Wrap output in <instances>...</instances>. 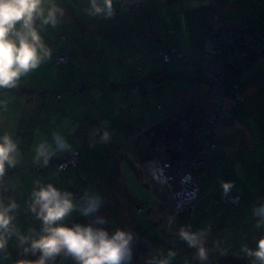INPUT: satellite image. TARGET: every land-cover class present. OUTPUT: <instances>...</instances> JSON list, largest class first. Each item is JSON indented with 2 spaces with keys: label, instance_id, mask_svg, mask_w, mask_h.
<instances>
[{
  "label": "crops",
  "instance_id": "0c3cea01",
  "mask_svg": "<svg viewBox=\"0 0 264 264\" xmlns=\"http://www.w3.org/2000/svg\"><path fill=\"white\" fill-rule=\"evenodd\" d=\"M138 1L127 5L113 0L114 15L105 18L87 14L88 0H55L65 14L55 27L47 25L41 30L45 44L52 50L51 57L22 77L15 88L28 84L36 93L17 94L11 89H0V136L5 132L12 134L21 153L20 162L5 177L9 189L4 195L16 199L19 205L15 223L23 233L30 227L39 231L40 222L28 210L33 182L39 179L71 191L78 198L85 190L98 193L103 204L96 215L106 220L102 227L110 234L118 228L129 230L134 234L132 247L137 249L139 243L143 246L139 253L133 252L131 264H146L149 257L166 255L169 249L177 253L172 263L201 264L195 258L196 250L178 237L179 227L187 225L194 231L208 229L209 257L204 264H252L242 246L256 248L258 232H264L256 228L257 218L253 216V209L264 203V45L259 46V55L251 63L241 64L244 70L237 81L242 98L227 97L223 101L224 119L216 128L217 149L195 169L197 201L191 211L169 215V206L159 188L144 174V162L175 151L179 143L170 142L168 137L181 133L176 119L182 115L196 130L195 147L198 151L206 150L202 118L212 107L210 101H202L210 89L201 80L211 60L206 34L210 29L219 35L240 29L246 39L264 24V0ZM117 19H122L129 30L126 40L112 36L113 31L108 28ZM142 24L144 29L151 25L160 40L179 48L185 58L173 55L171 64H164L156 53L161 44L149 50L139 47L134 34L135 30L142 33ZM61 35L68 37L63 43L59 41ZM63 48H67L70 58L58 70L54 57ZM71 67L72 71H68ZM155 72L185 77L155 83L149 79ZM67 83L77 90L73 89L60 102L45 93L58 91ZM139 108H144L142 116ZM11 109L17 113V120H11ZM42 114L45 120H41ZM54 131L60 132L71 148L83 150L88 161L79 167L80 171L58 173L55 164L60 161L59 153L44 170L35 168V145L44 139L50 141ZM105 132L107 140L102 138ZM141 135L142 145H129ZM83 169L89 174L83 173L81 180L79 174ZM133 183L149 191L153 202L146 205L147 220L142 222L145 228L139 225L137 217L143 216L146 207L142 213L136 211L144 204L130 195ZM223 183L232 185L227 193ZM236 195L241 197L243 209L229 204V199ZM124 218L128 219L125 228ZM90 219L74 212L65 224L86 225ZM160 234L164 238L162 246ZM8 252L10 258L0 264H10L16 257L38 259V255H20L22 249L17 247L14 237L9 241ZM68 258L58 256L54 263Z\"/></svg>",
  "mask_w": 264,
  "mask_h": 264
},
{
  "label": "clouds",
  "instance_id": "9594fccd",
  "mask_svg": "<svg viewBox=\"0 0 264 264\" xmlns=\"http://www.w3.org/2000/svg\"><path fill=\"white\" fill-rule=\"evenodd\" d=\"M45 4L48 5L47 8ZM88 5L86 12L90 16L110 18L114 15L113 0H88ZM64 14V9L55 0H0V89L17 88L22 77L50 59L52 50L45 44L41 30L47 25L55 27ZM243 70L244 68L241 73ZM102 138L107 140L108 133L105 132ZM174 141L182 145L184 143L180 140ZM71 147L60 132L54 131L50 141L44 139L35 145L33 163L45 168L54 156L70 151ZM194 149L196 153V148ZM171 155L174 153L163 158ZM20 159L18 141L12 138V134L5 132L0 136V261L10 258L8 244L14 237L17 247L22 249L20 255H38V259H18L15 264H54L56 258L61 255L72 258L75 264H131L134 234L119 228L110 234L102 227L106 220L96 214L103 204V199L98 193L89 190H85L77 198L71 191L61 190L51 182L35 180L28 210L40 222V229L37 231L30 227L27 233L21 232L15 223L19 205L16 199L4 195L9 189L5 183L6 169H14ZM205 162L206 160L201 164L191 165L196 185L195 169ZM231 186L230 183H223L224 192L227 193ZM196 201L197 195L195 203ZM74 212L92 219L86 225L72 223L67 226L65 221ZM179 214L182 212L172 214L169 208L170 216ZM253 216L257 218L256 228L264 229V203L253 209ZM177 234L188 247L196 250L195 258L201 264L208 260L207 228L194 231L191 225L181 226ZM242 251L251 259L252 264H264V236L256 241V248L244 245ZM221 254H224L223 251ZM176 255L174 250L169 249L166 255L161 253L149 257L146 264H172Z\"/></svg>",
  "mask_w": 264,
  "mask_h": 264
},
{
  "label": "built area",
  "instance_id": "2783aa9c",
  "mask_svg": "<svg viewBox=\"0 0 264 264\" xmlns=\"http://www.w3.org/2000/svg\"><path fill=\"white\" fill-rule=\"evenodd\" d=\"M224 38L230 39V41L236 42L235 45L229 44L225 46L228 47L227 54L224 52L225 48H220V42ZM209 40L212 42V60L209 63L208 70L206 72L205 81L208 84L215 86V91L210 95L212 101L213 110L205 118L206 136L208 138L207 144L209 150L216 146V143L212 141V137L215 134L214 126H218L222 119L223 114V98L222 93L225 91V96L232 94L234 98H240V92L236 85L231 84L230 70L232 65L230 63L233 61L235 66L239 65L241 60L247 54L255 55L258 51L260 45L264 44V33L261 32L253 34L250 36L248 41H245L243 34L239 30H227L224 32L223 36L219 34H212ZM237 51V54L233 56V53ZM224 53V57L221 59L220 64L215 60L217 54ZM264 53V49L262 51ZM65 52L63 57L57 58V61L63 62L65 60ZM226 55V56H225ZM252 55V56H253ZM235 79V78H234ZM221 102V104H220ZM210 128V129H209ZM189 146L186 142L183 143L181 149H187L188 152L176 153L174 155L168 156L162 160L154 159L150 160L148 167L146 168L147 174L150 179L162 190L163 194L170 197L171 203V213L178 214L185 209H192L197 195V185L196 180L191 170L192 164H201L200 158L204 161V156L196 154L188 155L192 152L189 150ZM67 166H75V158L67 159L62 163L59 168L64 170ZM7 170V169H6ZM5 194L7 191L4 192ZM231 204L237 205L241 202L239 196H234L230 199ZM261 236L259 234V239Z\"/></svg>",
  "mask_w": 264,
  "mask_h": 264
},
{
  "label": "trees",
  "instance_id": "16d2710c",
  "mask_svg": "<svg viewBox=\"0 0 264 264\" xmlns=\"http://www.w3.org/2000/svg\"><path fill=\"white\" fill-rule=\"evenodd\" d=\"M122 2H124L125 4H127V5H132V4H135V3H139V1L138 0H121ZM141 23H144V22H140V24ZM116 26H122V28H117ZM108 28L109 29H111L113 32H112V36H114V37H117L120 41H123V40H126L127 39V37L130 35V33H129V30L127 29V27H124V23H123V20L122 19H117V20H113V22L111 23V25H109L108 26ZM144 29V24H142L141 26H140V30H143ZM239 31H241L242 32V34H243V31L242 30H240V29H238ZM172 32V29L171 28H169V33H171ZM259 32H261V34H263L264 33V24H262V26L257 30V31H255V32H252L246 39H245V41H248L249 40V38H250V36L251 35H253V34H256V33H259ZM143 33V34H142ZM142 33L141 32H138V30H135V34H134V36L135 35H137V39H135L134 41H137V45L139 46V47H142L143 49H145V50H149V49H152L153 47H155V46H157V45H159V44H161L160 45V48H159V50H157V55H158V58L160 57V60H161V62L162 63H164V64H171V62H172V59H171V57L173 56V55H175V56H179V58H185L184 56H183V53L180 51V49L179 48H177V47H173V46H170V45H168V43H169V41H167V40H160L161 38L160 37H158L159 35L157 34V33H155V32H153V30H152V26L150 25V26H148L146 29H144L143 31H142ZM216 32H214L212 29H210L208 32H207V34H206V42L207 43H210V41H209V38H211V35L212 34H215ZM218 34V33H217ZM220 36H223V34L222 35H220ZM68 37L66 36V35H61V36H59V41H61L62 43L63 42H65L66 41V39H67ZM262 45H264V44H262ZM261 45V46H262ZM210 46H211V43H210ZM64 52H65V60L62 62H59V61H57V58H59V57H63V55H64ZM237 54V51H235L234 53H233V56L232 57H234L235 55ZM261 54H264V53H261ZM212 55H213V50H212V46H211V57H212ZM253 54H247L242 60H241V62H240V64L239 65H237V66H235V64H234V62L232 61L231 63H230V66L232 65V68L230 69L229 67H228V69L230 70V72H231V74H230V79H231V81H233L231 84H233V85H236L237 86V88H238V92H240V84L238 83V81H237V78L240 76V74H241V71H242V68L243 67H241V64H242V62H244V61H248V63H250L255 57H256V55H253ZM70 58V53L68 52V50H67V48H63L58 54H56L55 55V57H54V62H53V64L55 65V68L56 69H58L59 70V68L62 70V67H63V65H65L66 64V62L68 61V59ZM211 61V60H210ZM210 63V62H209ZM209 63H208V65H207V68H206V72H207V70H208V66H209ZM72 69V67L69 69H67L68 71H72L71 70ZM206 72H205V74H206ZM160 74V75H159ZM205 74H204V76H203V79H202V76H201V80H203L204 81V77H205ZM160 78H159V77ZM163 76V77H162ZM162 77V78H161ZM183 77H185L183 74L182 75H179V74H170V75H168V74H166L165 72H155L154 74H153V76L151 75V76H149V79H151L152 81H154L155 83H157V81H161V80H163V79H169V80H177V79H181V78H183ZM159 78V79H158ZM235 78V79H234ZM155 79V80H154ZM199 79V78H198ZM71 84V83H70ZM69 83H67V84H65V86L62 88V89H60V90H58V91H48V90H44L45 91V93L46 92H48V93H46V94H48L49 96H54V99L56 100V101H61L62 99H63V97H65V95H67V94H71V91H73V89H74V91L75 90H77L74 86H71ZM209 85V84H208ZM210 86V89H209V91L207 92V93H205L204 95H203V100L202 101H207L208 99H209V96L210 95H212V93L215 91V86H211V85H209ZM114 87V86H113ZM14 93H17V94H29V93H36L35 91H34V89H32V88H30L29 87V85L28 84H26V85H22L19 89H11ZM235 92V90H232V93L231 94H228V95H226L225 96V91L222 93V98L223 99H225V98H227V97H233L232 96V94ZM157 108L158 109H161L162 107H161V105L160 104H158V106H157ZM206 118V117H205ZM205 118H202V121H203V127H204V135H205V142H206V150L204 151V152H206V155H207V159L208 158H210L211 157V155L216 151V149H217V142H216V140H215V137H216V135L215 136H213L212 137V141L214 142V143H216V146L213 148V149H211V150H209V147H208V144H207V141H208V138H207V136H206V128H205V122H206V120H204ZM82 151L83 150H81V148H71V150L70 151H68V152H63V153H59V159H60V161L58 162V163H56L55 164V169H56V171L58 172V173H65V172H67V171H69V170H75V169H77V170H79V167L82 165V164H86V162L88 161V158H86V157H83V153H82ZM66 158L67 159H74L75 158V166L74 167H71V166H67L64 170H62V169H60L59 168V166L62 164V163H64L65 161H66ZM80 158H82V161L80 160ZM152 158H154V157H152ZM152 158H150V159H152ZM155 158H157V157H155ZM149 159V160H150ZM157 159H160V160H162L163 159V157L161 158H157ZM206 159V160H207ZM53 160V158L51 159V161ZM51 161L49 162V163H51ZM86 161V162H85ZM87 165V164H86ZM35 166H37L38 167V169L40 168V166L38 165V164H36ZM7 171V175H6V177L10 174L9 173V169H7L6 170ZM80 171V170H79ZM82 171V170H81ZM80 179L81 180H83L84 179V174L82 173V174H80ZM159 188V187H158ZM159 190H160V188H159ZM160 192H161V190H160ZM74 195H76V194H74ZM78 196V195H77ZM237 196V195H236ZM76 197V196H75ZM232 197H234V196H232ZM231 197V198H232ZM230 198V199H231ZM241 198V197H240ZM230 199H229V204L231 205V206H235V207H237V208H239V209H243V207H244V205H243V203H242V201L241 202H239L237 205H232L231 204V202H230ZM196 204V203H195ZM144 207H146V205L144 204ZM187 209H185V210H183L182 211V213H185V212H187L186 211ZM138 213H142V211L143 210H140V209H138V210H136ZM90 218H92V217H90ZM91 220V219H90ZM258 233H261V235H263L264 234V232L263 231H260V232H258ZM133 248V252H135V253H139L140 251V249L141 248H143V246L139 243V245H138V248L136 249L134 246L132 247Z\"/></svg>",
  "mask_w": 264,
  "mask_h": 264
},
{
  "label": "rangeland",
  "instance_id": "374dc122",
  "mask_svg": "<svg viewBox=\"0 0 264 264\" xmlns=\"http://www.w3.org/2000/svg\"><path fill=\"white\" fill-rule=\"evenodd\" d=\"M215 34H217V33H215ZM229 40L230 39H228V38H224L222 41H219L220 42V48H225V46H227L228 45V42H229ZM210 41V40H209ZM233 42V43H232ZM210 43H211V46H212V42L210 41ZM232 43V45H235V43L236 42H234V41H230L229 42V44H231ZM229 47V46H228ZM228 47H226L225 49V53L227 54V52H228ZM256 54H258V51H257V53ZM255 54V55H256ZM259 55V54H258ZM226 56V55H225ZM224 57V53H221V54H217V56H216V58H215V60L216 61H218V63L220 64V62H221V59ZM212 60V59H211ZM209 85H211V84H209ZM211 86H213V85H211ZM209 88H210V86H209ZM210 97L211 96H209V99H208V101H210ZM240 98H242V96L240 95ZM211 104H212V102H211ZM213 110V105H212V107H211V109L207 112V114H205V116L203 117V118H205V117H207L210 113H211V111ZM43 111V110H42ZM139 116H142L143 115V112H144V108L143 109H141V108H139ZM10 116H11V120H13V119H15V118H17V113L14 111V110H12L11 109V114H10ZM40 118H41V120H45V116L42 114V115H40ZM15 120H17V119H15ZM138 121H140V120H138ZM143 122L145 123V121L143 120ZM144 127V126H143ZM206 129H207V127H205ZM215 128H217L216 126H214V128L213 129H215ZM138 129H144V128H141V127H139ZM210 129V128H209ZM43 132L44 133H47L46 132V127H43ZM196 130H195V128H194V136H192V134H190V133H188V134H184L183 136L184 137H186V139H187V141H186V143L188 144V145H190L189 146V150L191 151H193V150H195L194 148H196L195 147V143H194V138L196 137ZM173 135H175L176 136V134H173ZM216 135V132H215V134H214V136ZM194 137V138H193ZM143 138H144V135H141V137L139 138V139H137V140H133V141H131V142H129V145H133V144H135V143H137V144H139V145H142L143 144ZM170 142H171V140H170ZM172 142H174V141H172ZM181 145H182V143L181 144H178L177 145V147H176V144H175V151L173 152L174 154H176L177 152L178 153H180V152H182V150H181ZM169 146L171 147L172 146V143H170L169 144ZM125 147V145H122V148H124ZM196 154H198V155H202V156H204V160H206V152H204V151H198V149L196 148ZM134 156H136V154H134ZM154 159H156L155 157L154 158H152V159H150V160H154ZM164 159V158H163ZM150 160L148 159V160H146L145 162H144V166L145 167H148V165H149V162H150ZM35 168L38 170V167L37 166H35ZM42 170H44V168L42 169ZM72 171H74V170H72ZM141 171H142V166H141ZM82 173H84V174H86V175H88L89 173H88V171L86 170V169H83L82 171H81ZM39 173H41V172H39ZM47 173L49 174L50 173V170L49 171H47ZM82 173H80V174H82ZM80 174H79V176H80ZM144 174H145V176L147 177V174H146V171H145V169H144ZM147 179H148V177H147ZM149 180L153 183V184H155L150 178H149ZM156 185V184H155ZM157 187H158V184L156 185ZM161 190V189H160ZM130 195L132 196V197H138L137 199L140 201V203H143V204H145V205H148V206H151V205H153V202H152V200H151V198H149V196H148V194H149V191H147L146 192V189L144 188V187H142V185L140 186L139 184H135V183H133L132 184V186H131V188H130ZM161 195L163 196V198H164V200H165V203L166 204H168V206H169V208H171V203H170V197H167V196H165L164 194H163V192H162V190H161ZM77 198H78V196H77V194L75 195ZM141 198H146L145 200L144 199H141ZM139 203H137L136 205H138ZM155 205V204H154ZM145 207H144V205H141V206H139L138 208H137V210L138 209H140V210H143ZM148 208H150V207H148ZM146 214H147V207H146V210L144 211V213H143V216L140 218V217H137V221H138V223H139V225H141V227H143V228H145L144 226H142V222L143 221H146L147 220V217H146ZM68 221V219L65 221V223ZM127 221H128V219L127 218H124L123 219V223H124V227L123 228H125L126 227V224H127ZM113 225H114V223H113ZM177 230V229H176ZM142 231V230H141ZM163 232H165L164 231V229L162 230ZM164 234V233H163ZM158 239H159V245L160 244H162V240L164 239L163 238V235L162 234H160L159 235V237H158ZM160 246H162V245H160ZM19 258L18 257H16V258H14L12 261H11V263L10 264H15V261L16 260H18ZM55 264V263H54ZM58 264H72V261H71V259L70 258H68V259H62ZM173 264V263H172ZM175 264H180L179 262H176Z\"/></svg>",
  "mask_w": 264,
  "mask_h": 264
},
{
  "label": "water",
  "instance_id": "95a60500",
  "mask_svg": "<svg viewBox=\"0 0 264 264\" xmlns=\"http://www.w3.org/2000/svg\"><path fill=\"white\" fill-rule=\"evenodd\" d=\"M205 76H206V74H205ZM176 120H177V124H178L179 128L181 129V133H180V135H178V133H177L176 136L171 134V135H169L170 137H168V138L172 141L180 140L181 142H183V141L185 142V141H187V139L183 135L184 134L186 135L188 133L193 134L194 133V126H193V124H191V122L188 121V118L184 115L179 116Z\"/></svg>",
  "mask_w": 264,
  "mask_h": 264
},
{
  "label": "bare ground",
  "instance_id": "6f19581e",
  "mask_svg": "<svg viewBox=\"0 0 264 264\" xmlns=\"http://www.w3.org/2000/svg\"><path fill=\"white\" fill-rule=\"evenodd\" d=\"M221 104V102H220ZM183 151V153H186L188 152V150H185V149H181ZM192 153L194 154V152L192 151L191 153L189 152L188 155H192ZM200 162L202 163L203 162V159L200 158Z\"/></svg>",
  "mask_w": 264,
  "mask_h": 264
}]
</instances>
